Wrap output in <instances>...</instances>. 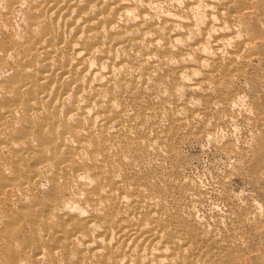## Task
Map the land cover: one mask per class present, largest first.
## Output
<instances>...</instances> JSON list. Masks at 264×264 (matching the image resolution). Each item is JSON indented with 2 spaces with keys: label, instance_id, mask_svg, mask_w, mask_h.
<instances>
[{
  "label": "bare ground",
  "instance_id": "bare-ground-1",
  "mask_svg": "<svg viewBox=\"0 0 264 264\" xmlns=\"http://www.w3.org/2000/svg\"><path fill=\"white\" fill-rule=\"evenodd\" d=\"M13 1L18 4L19 0ZM171 1L177 3L179 0H169ZM184 1L187 2V17L190 20L184 19L178 11L176 14L166 13L160 20H156L149 13L152 7L148 6L152 3L145 7L141 3L143 0L139 2L140 5L135 0L31 1L30 9H27L24 36L19 43L16 41L17 48H7L5 53L6 57L18 54L20 62L13 78L4 81L7 82L9 91L14 92L17 98L9 100L0 92V130L7 127L5 122L9 117L14 119L21 112H46L40 114L46 116L48 122L44 124V130L50 129L52 138L49 142L43 141L40 144L43 151L49 152L50 156L46 157L42 152L40 158L26 161L25 166L30 181L39 176L42 166L54 167L51 177L53 189L48 192L49 200L46 205H35L31 208L30 217H27L26 221L31 227L29 234H26L27 230H24L22 224L17 226L16 221L8 222L9 231L18 227H21L22 231L16 229V234L7 233L3 237L0 244V264H264V260L255 258L248 263V258L239 247L243 246L236 245V237L223 238L226 236L224 235L219 238L214 231L180 221L168 210L166 195L153 190L151 184L137 182V178L136 181L120 179L113 173L108 176L107 184L99 183L96 173L90 176V172L82 166V160H79L86 156L81 151L90 145L88 139L95 137V126L99 134L106 139V135L110 134L113 137H125L132 128L142 124L135 122L128 128L123 127L119 118L123 117L137 97L133 96V102L129 101V97L123 103L119 102L118 97H113L117 87L119 90L129 89L130 92L147 91L145 94L142 92V99H146V102L160 100L170 119V128L158 133L148 126L145 129L146 138L142 137L146 142L140 139L142 135H139L138 139L146 143L143 144L147 151L153 149L158 157H163L165 141L168 138L181 139V130L186 129L187 123H190L185 122L180 115L183 109L189 107L186 102L181 103V99L179 101L178 95L185 98L187 93L195 94L203 83L214 81V73L217 70H223L229 77L243 76L248 74L249 59L264 60V0ZM13 5L11 6L14 9ZM153 31L158 34L153 35ZM160 40L163 44L158 48L156 43ZM223 49L227 53L225 61L219 57ZM209 62L212 63L211 68ZM117 74L120 75L118 82ZM169 80L182 82L185 86L181 89L171 86L170 83V87L165 88H169L171 95L159 96L157 89L166 86ZM207 91L200 107L190 113L194 117L204 114L206 118L203 124L208 127L209 117L216 105L214 106V100H211L213 97ZM122 92L124 93V90ZM232 93L222 94L230 101L235 97ZM257 98L262 101V97ZM105 102L107 104L102 108ZM262 103H258L261 105L260 111L256 110V114L258 111L260 114H254L253 117H257L254 122L264 133ZM111 111L116 113L115 118L105 116L106 112ZM73 117L77 118L74 123L71 121ZM85 121L87 124L83 125ZM191 129L189 130L192 131ZM69 137H74L76 144L63 153L62 149L65 148ZM97 137L96 139H99ZM260 140L264 142V134L260 136ZM109 148L111 149V146L104 142L102 146L90 152V159L98 160L102 151L105 152V158H108ZM256 158L255 175L264 173V147ZM105 160L103 161L106 163ZM252 164L249 165L250 168H253ZM100 167L104 170L106 164L101 163ZM60 179H64V184L68 186L70 179L75 180L79 187L76 197L86 196L85 202H61ZM92 183L94 186L89 187ZM73 185L77 186L76 183ZM17 187L18 184L9 180V184L0 189V200ZM22 234H25V237L20 240Z\"/></svg>",
  "mask_w": 264,
  "mask_h": 264
},
{
  "label": "rangeland",
  "instance_id": "rangeland-1",
  "mask_svg": "<svg viewBox=\"0 0 264 264\" xmlns=\"http://www.w3.org/2000/svg\"><path fill=\"white\" fill-rule=\"evenodd\" d=\"M31 1L34 2L36 0H19L17 2L18 4L14 3L13 0H0V22H1L0 23L1 26L0 27V85H1L0 92L3 93V95H5V98L9 100H14L17 98V96L14 92L9 91V86H7V82L4 81L8 80L9 78L10 79L13 78V76L17 73L19 68L20 58L17 57L18 54L16 53L11 54L9 57H6L5 53L8 50L7 48H11V50L14 49L15 46H16L15 48H17L18 44L16 43L17 42L19 43V41L22 39V37L25 34L26 23H27L26 14L28 12L27 9L28 8L30 9L29 6L31 5ZM179 1H177L176 3L175 1L169 2V0H146V1L143 0V2H141V0L139 1L135 0L137 4L140 5L139 2H141L142 5L145 7L148 6L147 4L152 3L148 6L149 8L152 7L149 10L150 11L149 13L153 18H156V20H160L161 17H164L167 14L168 15L176 14L177 11L179 15L182 14L184 16V19L187 18L188 20H190L187 17L188 11H187V5L185 4L186 1L184 0L183 1L179 0ZM181 2L184 4H182ZM11 5L14 6V9L12 8ZM3 9L5 11H3ZM10 11L11 13L13 12L14 14L13 13L11 14ZM6 15L7 16L9 15L10 17H7ZM4 21L6 23H4ZM155 33L153 31L152 34L153 35L158 34L156 31ZM161 44L163 43L160 40L156 43V46L160 48L162 46ZM219 57L224 61L227 59V53L225 52V49L220 51ZM209 65H210L209 68H211L212 63L209 62ZM247 69H248L247 75H243V76L234 75L233 77L227 76L223 72V70H221L222 73L220 70H217L214 73V79H213L214 81L203 83L201 85L202 86L201 88L204 90H202L201 88L196 90L200 92L199 94H197L198 92L195 91L196 95L193 92L185 94L187 98L186 96H184L185 98H183V96L180 95L177 96L179 98V101L182 100L181 103L186 102L187 107H189L188 109H183L182 110L183 113L181 112L180 115L183 117L185 122H190V123H187L188 127L186 129L181 130V134H182L181 139L168 138L167 140L169 142L167 140L165 141V147H164L165 149L163 148L164 152L162 154L163 157L161 156L158 157L153 149H152L153 151L151 149H149L150 152L149 150L147 151V149H145V145L143 144L146 142L145 129H147L148 126H150L149 128H152L158 133L160 132L163 133L165 130L170 128L169 127L171 125L170 119L166 114L165 109L163 108V105L161 104L160 100H155V102H146V99H142L143 98L142 92L143 94H145L144 92L147 91L141 90L136 92L134 91L130 92L128 91L129 89L125 90L123 88L122 89L120 88L119 90L118 89L119 87H117L113 92L115 93L114 94L115 96L113 95V97L114 98L118 97L117 101L123 103V101L128 97L130 98L129 101H132L134 99L133 96L137 97V100H135V102H133L134 100L132 101L133 102L132 106L126 110L123 117L121 119L119 118V120L123 122V127L128 128L130 124H134L135 122H141L142 124L137 128H132L128 132V135L125 137L124 136L122 137L121 135L117 137H113V135L110 134L109 135L110 137L106 135L108 139L107 138L104 139V137L99 134L98 129L95 126L96 128L94 127L93 129L94 133H96L95 137L93 136L92 139H88L90 140L89 141L90 145H87L84 148V150L81 151V153L86 156H82V159L80 158L79 160H82L80 162H82V166L86 168V170H88L87 172L88 173L90 172L89 173L90 176L91 174L96 173L97 179H99L98 180L99 183L107 184L108 176L111 173H113L120 179H126L132 181H136L138 179L137 182L139 181L147 185L151 184L150 186L151 188H153V190H156V192L159 193L161 192L160 194H163V196L166 195L165 198L167 199L168 210L170 211V213H174L173 215H175L180 221L187 222L188 224H191L195 227L214 231L217 237L219 238H222L224 235L226 236H224L223 238H229L231 236L232 238L236 237L237 238L236 245L238 244V246L239 245L243 246V247L241 246L239 247L242 248V251L245 253V256L248 258V263H249V261L251 262L252 258H255L259 261L264 260V177H263L264 173L259 172L258 174L255 175L256 167L254 166L255 162L257 161L256 157L259 151H261V149L264 147L262 146L264 144V142H262L263 140H260V136L264 133H263V129L258 127L254 122L257 117L255 118L253 117L254 114L257 116L260 114L259 113L261 109L260 104L261 102L264 103V60L260 61V60L249 59L247 61ZM119 80H120V75L118 76L117 74L116 82H118ZM169 81L166 84V86H164L160 90L157 89V92L159 91L158 92L159 96L160 94L161 95L170 94L168 92L170 91L168 90L169 88H165L167 86L170 87V83L171 86L174 85L180 87L181 89L184 88L185 86L182 82L177 83L176 80H169ZM123 90L124 93L126 94L122 92ZM205 91H207V93H209V95L213 97V98L211 97L212 98L211 100H214L213 101L214 106L216 105L213 113L209 117L210 122L208 127L207 125L203 124L206 118L204 114L196 115V117L191 115L192 113L191 110L196 109V107L199 108L201 103L203 102L202 100H205L206 98L204 96ZM222 93H225V95L232 93L235 94V97L232 100L227 101L226 96ZM257 96L262 97L261 98L262 101H260V99L257 98ZM256 99H258L257 100L258 102H256ZM106 104L107 103L105 102L102 108L105 107ZM131 108L134 109L132 110ZM256 110H259L257 114H256ZM94 111L95 109H93V112ZM40 113H46V112L32 111L29 114L21 112L14 119L12 117H9L5 122L7 123L6 124L7 127L6 128L4 127V129L0 130L1 132L0 133V144H1L0 145L1 147L0 189L5 187L7 184H9V180L13 181L15 184H18L19 187L21 188L20 189L19 187H17L12 193H10L7 196H4L5 198L2 197V199L0 200V231H1L0 244L3 242V237L6 236L7 233L16 234V232H14L16 229L18 231L19 230L22 231L21 227L9 231L7 225L10 222L16 221L17 226L19 224L20 225L22 224L24 226V230H27L26 234H29V230L31 229V227L28 224H26V221L30 217L29 214L31 213V208H33V206L35 207V205L37 206L46 205L49 200L48 192L53 189V183L51 181V177L54 172L53 170L54 167L49 165L42 166L40 169L41 172L39 176L32 181L28 180V176L26 173V166H25L26 161L30 159L35 160L37 158H40L42 154H45L46 157L50 156L49 152L43 151L44 149L42 148V144H40L43 141L49 142L52 138L51 130L48 128L44 130V124L48 122V120L46 119L45 115H41ZM109 113H111V115ZM21 114L23 116H21ZM115 114L116 113L114 111L113 112L111 111V112H106L105 116L112 119L116 117ZM251 117L254 118V120ZM76 119H77L76 117L75 118L73 117V119H71V121H73L72 123H74ZM127 121H129V123ZM84 124H87V121H85L83 125ZM254 125H256V127ZM142 127L144 132L142 130ZM188 128L189 129L192 128L191 129L192 131H190ZM138 130L141 132H139ZM139 135L140 136L142 135L141 138L139 137ZM96 137L99 139H96ZM132 137L135 139H133ZM100 138L103 139L101 140ZM110 138H112V140L114 141H111ZM124 138L126 139L127 142L125 141ZM138 138H140L141 140L143 139V141L145 142L143 141L141 142V140ZM6 139L8 140L5 141ZM74 140H75L74 137L73 138L69 137V139H67L66 142L67 144H65V148L62 149V152L64 151L63 153H66V151L73 148V146L76 144V140L75 141ZM259 141H261L262 143ZM8 142H10V144ZM104 142L106 144L108 143L111 146V149L109 148L110 151L107 152L109 154L108 155L109 157L105 158V156L103 155L105 154V152L102 151L99 158L102 157L103 159L102 158L100 159L98 158V160L90 159L91 158L90 152L93 149L98 148V146H102ZM116 144H118L119 146H117ZM137 144L138 146H136ZM133 145H135V147ZM166 148L169 151H167ZM137 151L139 152L137 153ZM117 152H119L120 154H118ZM241 152L243 156L242 154L240 155ZM137 155L141 156V158L138 157ZM120 156L122 159H120ZM21 158L23 159L21 160ZM104 159H106L105 160L107 161L106 163L103 161ZM101 163L106 164L104 170H102V168L100 167ZM251 164L253 165V168L249 167V165ZM19 169H20V173H19ZM69 169L67 170L69 171ZM1 170H3V172ZM97 173H99L100 175L98 176ZM14 177L16 178L14 179ZM19 177H21L22 179ZM132 177H135V179ZM70 180L71 182H69V186L67 184L66 185L64 184L65 183L64 179L59 180V183H61L59 184L61 186L59 190V196H61L60 201L83 204L85 202L86 196L77 198L76 196L79 187L75 180L73 179ZM23 182L24 185L23 187H21V184ZM75 183L77 186L73 185ZM92 185L94 186L93 183L89 184L88 186L90 187ZM33 188L34 191H32ZM30 189L32 192L30 191ZM19 218H21L20 220L22 221H20ZM233 234L235 235L233 236ZM23 235L25 234H22L20 240H22V238L25 237ZM0 254H2L1 249H0Z\"/></svg>",
  "mask_w": 264,
  "mask_h": 264
}]
</instances>
